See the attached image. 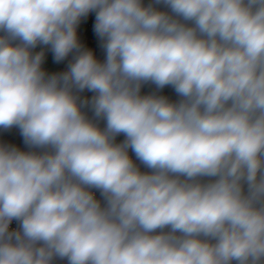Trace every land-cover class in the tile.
Here are the masks:
<instances>
[{"label":"clouds","instance_id":"1","mask_svg":"<svg viewBox=\"0 0 264 264\" xmlns=\"http://www.w3.org/2000/svg\"><path fill=\"white\" fill-rule=\"evenodd\" d=\"M12 128L0 264H264V0H0Z\"/></svg>","mask_w":264,"mask_h":264},{"label":"water","instance_id":"2","mask_svg":"<svg viewBox=\"0 0 264 264\" xmlns=\"http://www.w3.org/2000/svg\"><path fill=\"white\" fill-rule=\"evenodd\" d=\"M99 40L98 38H96L93 42H91L87 48H89L90 50H92L94 52V55L97 57V59L103 61L104 59V56H100L98 53H96L95 49L99 46ZM101 51L103 52V50L101 49L100 50V53ZM154 89V86H151V85H145L143 88H142V94H147L148 92L152 91ZM162 95H166L168 96L171 100H175L177 99V95L176 93L174 92V90L171 88V87H166L165 89H163L161 91ZM83 96H87V97H91L92 93L90 92H87L85 91L83 94ZM89 115H91V113H89ZM101 127H103V123H101ZM0 136L1 137H8L9 138L5 141H3L2 143H5V144H12V145H16L18 144L21 140H23L22 136L20 135V132L19 130H17V128H12L8 131H4L2 129H0ZM124 139V136L121 135V136H118L117 137V142H121L122 140Z\"/></svg>","mask_w":264,"mask_h":264},{"label":"crops","instance_id":"3","mask_svg":"<svg viewBox=\"0 0 264 264\" xmlns=\"http://www.w3.org/2000/svg\"><path fill=\"white\" fill-rule=\"evenodd\" d=\"M149 2H150V0H144L145 5L147 3H149ZM89 19H91L92 22L95 24V13L94 12L89 13V15L87 17L82 18V20H81V22H80V24L78 26L85 25L88 22ZM42 48H45V61H44V64L42 65L43 69L46 72H48L49 74L56 73L57 67H58V64L59 63H56L54 61V59H53V53L49 49H47L45 46H42L41 45V46H37V48L34 49L33 51L34 52H38ZM17 130H19V129H17ZM8 138H9V136L8 137H1L0 136V143H2L3 141L7 140ZM14 146L19 147L21 150H27V148L25 147V145L23 143V140H21L18 144L14 145ZM95 194H96L97 198H99V193L96 192ZM16 227H17V224H16L15 221H13V223L11 225V228L14 229Z\"/></svg>","mask_w":264,"mask_h":264},{"label":"built area","instance_id":"4","mask_svg":"<svg viewBox=\"0 0 264 264\" xmlns=\"http://www.w3.org/2000/svg\"><path fill=\"white\" fill-rule=\"evenodd\" d=\"M93 29L94 23L91 19H89L85 25L77 27L78 39L85 47H87L91 42H93L97 38ZM69 60H71V55L65 61H62L58 64L56 73L66 71ZM129 154L132 159L139 165V161H136L134 154L131 153V150L129 151ZM139 166L141 168V171H148V169H145L143 165Z\"/></svg>","mask_w":264,"mask_h":264},{"label":"flooded vegetation","instance_id":"5","mask_svg":"<svg viewBox=\"0 0 264 264\" xmlns=\"http://www.w3.org/2000/svg\"><path fill=\"white\" fill-rule=\"evenodd\" d=\"M100 50L101 48L99 46L95 49L96 53H98L100 56H104V52L101 51L100 53Z\"/></svg>","mask_w":264,"mask_h":264},{"label":"trees","instance_id":"6","mask_svg":"<svg viewBox=\"0 0 264 264\" xmlns=\"http://www.w3.org/2000/svg\"><path fill=\"white\" fill-rule=\"evenodd\" d=\"M57 264H66V261H58Z\"/></svg>","mask_w":264,"mask_h":264}]
</instances>
